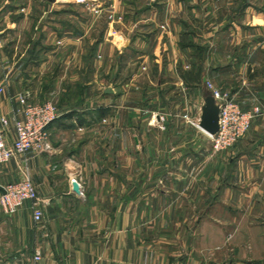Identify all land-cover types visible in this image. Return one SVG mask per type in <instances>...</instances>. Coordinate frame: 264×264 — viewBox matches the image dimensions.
Segmentation results:
<instances>
[{
    "label": "crops",
    "instance_id": "obj_1",
    "mask_svg": "<svg viewBox=\"0 0 264 264\" xmlns=\"http://www.w3.org/2000/svg\"><path fill=\"white\" fill-rule=\"evenodd\" d=\"M4 1L24 35L0 52V116L62 100L49 151L0 165V195L30 176L43 212L0 206V264H264V116L219 154L200 127L208 84L264 105V0Z\"/></svg>",
    "mask_w": 264,
    "mask_h": 264
},
{
    "label": "built area",
    "instance_id": "obj_2",
    "mask_svg": "<svg viewBox=\"0 0 264 264\" xmlns=\"http://www.w3.org/2000/svg\"><path fill=\"white\" fill-rule=\"evenodd\" d=\"M2 34L0 33V52ZM0 95L8 86L9 77L4 76ZM212 97L219 107V132L216 135L207 133L212 141L214 153L219 154L232 150L250 131L255 119L264 116V109L255 105L249 110L243 109L230 93L209 85ZM16 101L22 109L11 119L0 116V165L13 159L26 162L29 153L41 154L50 149V127L60 117L59 109L52 102L33 103L28 94H20ZM19 115L21 117H19ZM14 124L15 139H11L10 127ZM206 133V132H205ZM24 202L33 203V219L36 224L43 220L39 207L40 198L36 185L30 176L7 185L0 195V206L7 212H15ZM39 260L40 257L35 258Z\"/></svg>",
    "mask_w": 264,
    "mask_h": 264
},
{
    "label": "rangeland",
    "instance_id": "obj_3",
    "mask_svg": "<svg viewBox=\"0 0 264 264\" xmlns=\"http://www.w3.org/2000/svg\"><path fill=\"white\" fill-rule=\"evenodd\" d=\"M8 3L10 2L9 5H20L21 3H25L23 1H20V0H7ZM46 1V0H45ZM76 0H70V2H75ZM88 1V0H87ZM85 1V2H87ZM256 1L258 0H253L254 3H256ZM4 0H0V7L2 4H4ZM48 3V2H46ZM83 3V2H82ZM87 6L90 8V9H93V3H86ZM11 10V8L9 9ZM9 10H7V12H9ZM14 12V20L15 18L18 19L19 18V15L18 13H16L15 11H12ZM3 17V12L0 11V33L2 34V44H1V51L4 53L6 52V49H8V51H10V49H14L16 52H20L21 49H23V45L21 44V42L19 43L17 41L16 44L13 43V41L19 39V37L23 36L24 35V32L21 34L20 31L17 32V36L15 33H11L12 31L11 30H6V24H4V21L1 22V19ZM12 17V16H11ZM13 19V17L11 18ZM164 28V27H163ZM27 28L26 30V33H25V36H26V39H32L34 37V35H36L35 33V30L32 28ZM22 30V29H21ZM261 47V48H260ZM264 46H259V45H252V49H251V53H252V62H254L256 65L255 68H253L252 71H249L248 72V78L250 79L249 81H247V84H250L252 86H254L256 88V90L258 91L257 92V97H261V98H264ZM35 57V55H34ZM34 60V59H33ZM37 61H38V58H37ZM32 64H34V62H32ZM8 65L5 64L3 62V60L1 59L0 57V71L2 72L3 69H6ZM63 67L61 65L58 64V66L56 65L55 69H53V71L55 70H58L60 71V69H62ZM9 77V80H10V76L8 75ZM4 76H1V79H3ZM49 80V79H48ZM3 85V84H2ZM208 85H212V84H208ZM214 87V85H212ZM216 88V87H214ZM217 89H221V88H217ZM222 90V89H221ZM228 93H230L229 91L227 90H224ZM22 94H26V93H22ZM29 96V95H28ZM32 100V98H30ZM258 99V98H257ZM61 97H60V94L57 95V93H55V96L51 97L50 100H44V101H38L39 103H43V102H52L58 109H59V102L61 101ZM262 108L264 109V105H261Z\"/></svg>",
    "mask_w": 264,
    "mask_h": 264
},
{
    "label": "water",
    "instance_id": "obj_4",
    "mask_svg": "<svg viewBox=\"0 0 264 264\" xmlns=\"http://www.w3.org/2000/svg\"><path fill=\"white\" fill-rule=\"evenodd\" d=\"M200 127L210 135H216L219 132V107L213 97L208 98L205 102ZM73 191L76 194L80 193V187L76 182L73 183Z\"/></svg>",
    "mask_w": 264,
    "mask_h": 264
}]
</instances>
